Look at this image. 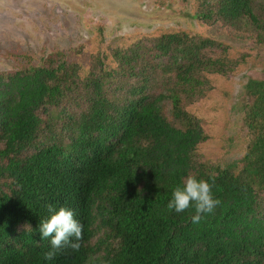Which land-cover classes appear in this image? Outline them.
Returning a JSON list of instances; mask_svg holds the SVG:
<instances>
[{"label":"trees","instance_id":"16d2710c","mask_svg":"<svg viewBox=\"0 0 264 264\" xmlns=\"http://www.w3.org/2000/svg\"><path fill=\"white\" fill-rule=\"evenodd\" d=\"M196 1L198 20L264 44L262 2ZM111 54L116 67L93 55L84 76L61 51L0 72V264H264V79L245 85L242 158L219 165L197 155L207 136L186 106L235 70L226 45L176 32ZM187 175L220 201L196 224L166 207ZM48 204L84 224L51 261Z\"/></svg>","mask_w":264,"mask_h":264},{"label":"rangeland","instance_id":"374dc122","mask_svg":"<svg viewBox=\"0 0 264 264\" xmlns=\"http://www.w3.org/2000/svg\"><path fill=\"white\" fill-rule=\"evenodd\" d=\"M198 5L196 0H0V72L38 65L61 51L84 76L93 55L116 67L111 51L146 37L185 32L213 39L226 45L238 64L227 76L208 75L210 91L186 110L202 121L207 136L197 155L213 164L232 163L248 143L242 103L247 81L264 79V44L234 35L221 22L198 20Z\"/></svg>","mask_w":264,"mask_h":264},{"label":"clouds","instance_id":"9594fccd","mask_svg":"<svg viewBox=\"0 0 264 264\" xmlns=\"http://www.w3.org/2000/svg\"><path fill=\"white\" fill-rule=\"evenodd\" d=\"M210 179L195 175L185 176L172 188L171 197L166 205L167 209L180 213L193 208L195 212L191 216V222L198 223L203 214L212 213L220 203L214 196ZM46 207L49 215L39 221L38 231L41 239H49L51 247L43 252L42 256L45 261H51L65 246L73 250L79 249L84 224L75 217L70 207L54 204H48Z\"/></svg>","mask_w":264,"mask_h":264}]
</instances>
